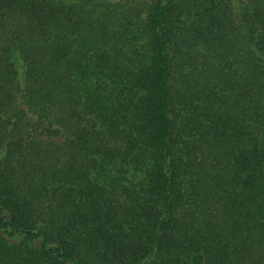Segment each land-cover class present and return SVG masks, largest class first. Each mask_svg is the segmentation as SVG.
I'll return each mask as SVG.
<instances>
[{
  "label": "trees",
  "instance_id": "obj_1",
  "mask_svg": "<svg viewBox=\"0 0 264 264\" xmlns=\"http://www.w3.org/2000/svg\"><path fill=\"white\" fill-rule=\"evenodd\" d=\"M0 264H264V0H0Z\"/></svg>",
  "mask_w": 264,
  "mask_h": 264
},
{
  "label": "rangeland",
  "instance_id": "obj_2",
  "mask_svg": "<svg viewBox=\"0 0 264 264\" xmlns=\"http://www.w3.org/2000/svg\"><path fill=\"white\" fill-rule=\"evenodd\" d=\"M240 1H241V0H233V5H234L235 7H238L239 4H240Z\"/></svg>",
  "mask_w": 264,
  "mask_h": 264
}]
</instances>
